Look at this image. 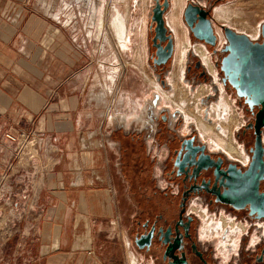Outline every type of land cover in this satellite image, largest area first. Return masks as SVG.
<instances>
[{
	"label": "crops",
	"instance_id": "1",
	"mask_svg": "<svg viewBox=\"0 0 264 264\" xmlns=\"http://www.w3.org/2000/svg\"><path fill=\"white\" fill-rule=\"evenodd\" d=\"M48 7L0 0V264H153L129 236L133 181L152 169L131 133L159 89L129 57L120 61L122 32L98 34L89 49L91 38ZM123 18V50L144 49L146 62L148 16ZM20 130L38 136L37 157L21 166L11 152Z\"/></svg>",
	"mask_w": 264,
	"mask_h": 264
},
{
	"label": "flooded vegetation",
	"instance_id": "2",
	"mask_svg": "<svg viewBox=\"0 0 264 264\" xmlns=\"http://www.w3.org/2000/svg\"><path fill=\"white\" fill-rule=\"evenodd\" d=\"M152 1L148 16L154 4V0ZM184 1L180 12L182 23L184 7L188 3L199 6L203 9L205 18L209 19L216 35V42L213 47L204 45L193 38L191 32L183 23L189 43L192 41L191 46L197 45L193 48L189 46L184 50L182 79L188 81L190 87H196L200 82L209 84L210 92L200 97V103L203 104L205 112L210 102L217 100L219 94V88L211 75V73L214 74V68L218 69L219 77L217 80H220L222 87L226 90L228 88L235 95L230 85L222 80V74L218 68L220 58L224 55L221 51L224 42L221 46L216 45L218 39L222 41V37L217 34L213 27L211 13L212 8L223 0ZM158 2L161 3L162 0H158ZM170 5L171 0H167V8L163 13L164 20ZM179 23L181 26L180 21ZM220 25L223 24H219V27ZM153 26L152 23L151 29H149L148 18L146 62L155 75L159 74L154 77L155 82L158 84L157 86L154 83V87L165 90L172 86L174 90L171 73L175 67L178 48L176 51L173 34L169 29L173 38L171 55L163 63H153L155 52V47L152 44ZM220 31L222 33L221 28ZM165 34H168V32ZM165 42L166 40L159 42L160 46L163 47ZM174 52L176 54L173 56ZM216 53L222 54L218 60H212L211 54ZM207 54L209 59L212 60V64L208 60ZM172 56V71L166 78L163 75L167 71L166 65L172 60ZM163 97L165 96L163 95ZM159 99V94L153 93L146 104L143 126L141 129L134 128L131 133L135 142L144 146L147 160L152 167L148 171L146 164L144 170L145 174L147 173L146 178L145 176L141 178L140 172H137L132 184L134 209L129 229L132 246L141 255L149 258L153 264H179L178 260H183V264H264V133L262 128L258 131L262 145V170L261 172H259V169L255 170L254 175H256V178L254 180L252 177L248 180L241 178V173L248 168L251 162L250 149L253 147L255 137L252 125L257 107L253 106L250 110L243 103L242 98L236 96V100H234L242 123L234 132L237 147L231 142L239 157H233L220 145L216 148H210L209 141L201 138L194 122L189 121L187 125L183 126V117L180 110L177 108L171 109L167 105H160ZM165 99L167 98L165 97ZM223 103L227 104L221 102L216 107H226ZM176 107L179 108L180 105ZM226 114H228L227 110ZM206 118L210 119L208 116ZM223 120L225 122L224 116ZM205 124L212 126L219 134L224 131L223 126L220 124H218L220 127L206 122ZM186 144L197 150L200 147L203 148L202 151L198 150L197 153L201 152L203 155H207L203 162L204 165L206 164L204 167L196 169L193 164L179 166L181 155L184 152L183 147ZM240 154L242 155L241 158ZM154 168L158 170L156 177L153 174ZM252 188H255L256 193V196L251 197L254 202L253 205L261 207L259 215L256 212L249 213L248 203H244L237 209L232 204L217 199V196L222 192H226L227 195L231 196L232 190L239 191L242 189L245 193H249ZM245 195L242 196V199L246 197ZM196 211L209 213L213 217H224L227 222L224 223L221 220L219 224L211 225L209 230L218 232V234L216 237H205L201 235L199 230V218L195 213ZM166 231L167 234L165 235ZM140 236H148L149 239L146 242L141 239L136 243L135 239ZM217 237L223 243V248L221 247V250L224 251L223 257L212 242ZM175 238L178 239V243L173 245ZM168 245H173V249L164 254Z\"/></svg>",
	"mask_w": 264,
	"mask_h": 264
},
{
	"label": "rangeland",
	"instance_id": "3",
	"mask_svg": "<svg viewBox=\"0 0 264 264\" xmlns=\"http://www.w3.org/2000/svg\"><path fill=\"white\" fill-rule=\"evenodd\" d=\"M44 1L49 6L48 13L54 15L55 17H58L60 21L62 20V21H66V23H69V25L73 29V34L75 33L78 36V38H82L84 40L86 39V37L89 38V40L91 38V41H89L87 47L89 49H94V50L96 49V44H95L96 39L95 38L98 34L99 36L103 34L102 36H105V38L107 39L112 38L111 34L113 32V22L116 16V12L119 13L123 21H124L123 16H126L128 18L129 24L130 23L133 24L135 20H136V23H138L140 19H144V20L147 19L150 4H152L153 2L152 0H91V2H88V3L82 2L81 0L79 1L77 0H44ZM40 2L43 3V0H40ZM184 2H185L184 0H171L170 8L166 12L165 16L166 17L170 16L174 11L175 13H177V18H179V21L181 22V27H178V29H180L179 31L181 32V34L183 33V37L185 38V40L188 41V37L186 34V28L183 25L182 20L180 18L181 7H183ZM225 7L231 11H234V13H237L238 15H240L242 20L247 22L252 27V29L256 31V34L244 32L236 26H228L227 24H223L222 22L218 21L216 19V10L225 8ZM211 13H212V18H213V27L216 30L217 34H219V36L222 37V41L218 39V42L216 45L221 46L222 43L224 42L223 35L220 31L219 24L228 26L236 32L244 33L245 35H247V37H249L252 40H259V26L261 23H264V0H223L221 3L215 5L212 8ZM98 19H100V21ZM97 22H100V24ZM97 24H99L100 26H98ZM124 29H126L125 26H124ZM114 33H116L115 30H114ZM123 44L124 42L122 40V45ZM191 44H192V41H190L189 46H191ZM122 45L118 41L119 49L122 50L119 52V55L121 57L120 61L122 62L124 61L125 57H129L130 60L128 61L126 60V61L136 66L142 67L140 70L144 71L145 74H147L151 78V80L147 79V81H149L151 84L155 83L157 85L154 77L159 74L155 75L154 71L150 69L149 64L145 62L144 49H142L141 51H137L139 50L138 48L133 49L130 45L129 48L124 51L123 49L127 46V42H125L124 48ZM196 45L197 44H194L191 47L193 48ZM185 49H187V47ZM110 51L109 49L105 48V52H104L105 59H108L110 55L109 53ZM217 53L214 55L211 54L212 60H218L219 56L222 54V53L221 54H217ZM174 54L175 52L173 53V56ZM173 56H172V60L168 63V65H166L167 71L163 75L166 78L168 77L169 73H171L172 71ZM208 60L211 61V64H212V60L209 59V55H208ZM214 69H215L214 74L211 73V75L214 78L213 81L216 83L217 87L219 88V94L217 95L218 96L217 100L210 102L209 106L206 108L205 116H204L205 112L203 109L204 106L202 103H200V97L210 92L209 90L211 89H209V84L200 82L196 87L194 86L190 87L188 84V81L182 79L183 73H181L180 79L179 81H177L178 83H177V88H175L176 90L175 89L173 90L172 86H169L165 90L159 89L158 91L159 96H160L159 104L167 105L171 109L177 108L178 110H180L182 117H183V126L187 125L189 121L194 122L199 131L201 138L209 141L210 148H216V146H219V144L211 137L203 135L201 133L197 125L198 124L197 119L198 118L201 119V121L204 123L206 122L208 124L218 125L219 120L216 117H214V113H212V108L216 107L221 102H226L228 104L229 110L227 111L228 114L224 115L225 125H226L224 127L228 128L226 130L228 133L223 132V135L228 141L231 140L234 146L237 147V144L235 143V140H234L235 139L234 132H235V129L238 128V126L242 123V120L240 118V114L234 102V100H236V96L228 88L226 90L225 88L222 87L220 80H217L219 77L218 69L217 68H214ZM183 71L184 70H182V72ZM140 87H144V86L140 85ZM147 87L150 88L151 86L148 85ZM152 87H154V85H152ZM179 89L181 90V92ZM153 90L154 88H151L150 91L149 90L147 91L150 94V92ZM136 92L138 93L141 91L136 89ZM162 94L165 97L166 96L169 97L170 100L174 104L170 100L169 102L167 99H165V97H163ZM180 99H183L184 101L180 103L179 102ZM179 105H180L179 108L176 107ZM206 116H208V118L210 119H207ZM219 135L221 136V133ZM37 155H38V152H37ZM12 156L15 159L19 155H15V154L13 155L12 153ZM241 157L242 155L240 154V158ZM26 178L27 177L25 175V179ZM13 183L15 182H12L10 184L13 185ZM26 188L29 189V186L28 187L26 186ZM25 193L28 194L29 192L25 190ZM27 199L28 197L25 196L24 200H27ZM195 213L199 218V230L201 231V235L205 237L210 238L212 236H215V237L217 236L218 232L209 230L211 225L219 224L221 220L224 223L227 222V220L225 221L224 217H221V218L213 217L209 213L198 212V211H196ZM125 221L126 220L123 217L121 222L125 224L126 223ZM212 242L214 243L215 247H217L219 254L223 257L224 251L223 249L221 250V247L223 248V243L218 239V237L212 240Z\"/></svg>",
	"mask_w": 264,
	"mask_h": 264
},
{
	"label": "water",
	"instance_id": "4",
	"mask_svg": "<svg viewBox=\"0 0 264 264\" xmlns=\"http://www.w3.org/2000/svg\"><path fill=\"white\" fill-rule=\"evenodd\" d=\"M166 8L167 0H162L161 3L158 0H154L148 16L149 29H151V24H154L152 27V44L155 47L153 58V63L155 64L165 62L173 49V38L163 17ZM182 19L195 40L211 47L215 45L216 35L213 32L209 19L205 18L203 9L188 3L183 9ZM220 28L222 29L224 39L221 48L224 55L220 58L218 67L222 74V80L230 85L237 97L243 99V103L248 109L251 110L253 106L257 107L252 125L255 137L253 147L250 149L251 162L248 168L241 173L242 179L248 180L252 177L254 180L256 178V175H254L255 170L259 169V172L262 170V145L258 131L262 128L264 133V23H261L259 26V40H252L244 33L236 32L225 25H220ZM166 32L168 34H165ZM164 40L166 42L162 47L159 42ZM202 149L200 147L198 150L202 151ZM183 150L179 166L182 164H193L198 169L206 165L203 162L207 155H203L201 152L197 153V149L189 147L187 144L183 147ZM244 194H246V197L242 199ZM252 196H256L255 188H252L249 193H245L242 189L239 191L232 190L231 196L227 195L226 192H222L217 196V199L221 202L230 203L237 209L244 203H248L250 208L249 213L256 212L259 215L261 207L253 205ZM141 239L146 242L149 238L148 236H140L138 239H135V242L138 243ZM177 243L178 239L175 238L173 245ZM173 245H168L164 254L167 251H172ZM178 262L179 264H183V260H178Z\"/></svg>",
	"mask_w": 264,
	"mask_h": 264
},
{
	"label": "bare ground",
	"instance_id": "5",
	"mask_svg": "<svg viewBox=\"0 0 264 264\" xmlns=\"http://www.w3.org/2000/svg\"><path fill=\"white\" fill-rule=\"evenodd\" d=\"M77 1H79V0H77ZM81 1L86 2V3L91 2V0H81ZM216 19L218 21L222 22L223 24H227L228 26H236L244 32L256 34V31L253 30L252 27L247 22L243 21L242 18L240 17V15H238L237 13H234V11L227 9L226 7L216 10ZM98 20L100 21V19H98ZM97 23L100 24V22H97ZM168 23H169V26L177 34H180L179 45H178V55H177V58L175 60L174 70L171 73V79H172L171 82H172L174 89H175V88H177V83H178L177 81L180 78L182 70H183V53H184L186 46L184 44L185 39H183L184 38L183 33L181 34V32H179L180 29H178V27H181V26L179 23V18H177V13H175V11L168 17ZM99 24H97V25L100 26ZM113 29L119 35H120V32H122V34L124 35L123 39H122L124 42V44L122 46L124 48L125 42H128L127 41V35H126V31L124 29V21L122 20L119 13H117V12H116V16H115L114 22H113ZM124 31H125V33H124ZM197 51H199L201 53V51L199 49H197ZM152 85H154V84L152 83ZM180 92H181V90H180ZM181 95H182V93H181ZM166 98L168 101L170 100V98H168L167 96H166ZM183 101H184L183 99L179 100L180 103ZM223 105H226V107L221 106V107L212 108V113H214V117H216L219 120V124L223 126V130H224L223 132L228 133L226 131L228 128L224 127L226 125H225V122L223 120V116L225 115L226 110L228 111L229 109H228V104L223 103ZM197 120H198V126L204 135L209 136L212 139H214L220 146H222L224 149H226L228 151V153H230V155H232L233 157H239V154L235 151V149L231 143V140L228 141L225 138V136L223 135V132H221V136H220L214 130V128L212 126L210 127L207 124L203 123L201 121V119H199V118ZM225 135H227V134H225Z\"/></svg>",
	"mask_w": 264,
	"mask_h": 264
},
{
	"label": "built area",
	"instance_id": "6",
	"mask_svg": "<svg viewBox=\"0 0 264 264\" xmlns=\"http://www.w3.org/2000/svg\"><path fill=\"white\" fill-rule=\"evenodd\" d=\"M37 142L38 136L33 130L29 131H17L15 133L14 142L11 146V152L13 155H19L14 160V162H19V166H21V162H26L27 164L31 162L34 158L37 157ZM7 169L10 168V163L5 167ZM7 175L3 174L1 176L2 179L6 178Z\"/></svg>",
	"mask_w": 264,
	"mask_h": 264
}]
</instances>
